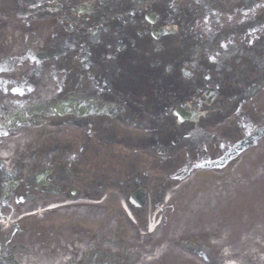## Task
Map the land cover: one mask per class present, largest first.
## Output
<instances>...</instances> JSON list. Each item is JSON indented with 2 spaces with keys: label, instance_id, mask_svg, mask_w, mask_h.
<instances>
[{
  "label": "flooded vegetation",
  "instance_id": "obj_1",
  "mask_svg": "<svg viewBox=\"0 0 264 264\" xmlns=\"http://www.w3.org/2000/svg\"><path fill=\"white\" fill-rule=\"evenodd\" d=\"M90 1L0 0V214L14 199L16 191H18L22 179H24L23 174L28 171V166L32 163L36 151H38V143L34 139H36V135H44L46 128L43 129L42 126L52 121L53 111L58 104L57 101L68 87L73 71L80 64L88 43H90L88 39L91 36L90 30L95 28L98 21H100L109 0ZM129 1L133 0H122V3ZM260 1L246 0L247 9L259 7L258 3ZM218 2L221 3L217 4ZM87 3H90L89 7H87ZM225 6L230 7L228 18L239 17L243 14L245 2L244 0H138L133 7L134 9L127 10L136 17V19H130L132 23L140 24V31L137 30V32L141 38L150 40L157 35H162L156 40V43L161 45L164 50L172 52L173 75H176L166 84L164 77H161L159 81L163 83V91L157 96V103L150 112V118L145 127L146 130L152 133L133 139L129 135L126 143H121L122 150L147 144L146 150L152 149V159L140 158L133 160V162L129 159H102L99 162L100 167L112 168V172L126 178L118 184L111 176L103 175L97 178L103 186L102 194L118 200H125L132 211V208H143L144 211H147L149 203H152L153 207L160 205L165 194L171 189L170 181L174 180L176 182L174 177L186 176L189 173L187 170L196 166L200 161L207 160L210 162L211 158L219 157L223 159L226 155V146L223 149L219 147L216 133L206 137V141L210 137H213L214 141L203 152L199 142L201 136L194 133L198 128L202 129V117L198 119L200 127H197V121L195 122L190 118L179 121V115L185 116L190 113L191 109H196L197 102L194 98L199 95L192 94L193 90L188 91L189 84L198 83L201 86H208L211 82H214V93L210 98H212V101L216 100L215 103H221V100L225 101L227 99L236 100L244 94L245 87L237 90L230 85L231 83H243L242 81L237 82V78L231 70L227 69L225 73L220 71L222 67L230 64L220 62V59L226 53L220 54L210 49L212 42L220 44L225 39H232L238 30L241 31V34L245 33L243 29L234 25L230 31L226 29L223 21ZM80 7L83 9L80 10ZM78 11L83 16L88 15L85 22L82 21L81 23ZM253 15L255 23L252 28V36L264 35V23L258 21L260 13L255 12ZM68 17L71 19L70 22H74V19H76L79 26L85 29L82 31L84 36H80L82 34L78 31L75 33V35L79 34L74 37L75 42L79 38L82 39L81 45L71 56V60L75 63L66 62L63 64L62 61L60 64H54L49 60L58 56V53L64 50L63 41H61V46L57 47L59 51H53L52 48L55 45L53 40L57 37L52 34L46 36L44 32H39L36 29V24H43L46 29L49 23L53 20L57 21V18H59V23L63 26L64 20ZM113 24L114 21H112L109 30L115 29ZM115 24L117 26L118 23ZM175 24L178 27H175ZM126 25L133 28L131 23H126ZM203 26L209 28L208 33L205 32ZM164 27L176 29L168 32ZM195 27H199L200 31H194ZM162 29H166V31L158 32ZM64 30L71 32L68 25L64 26ZM202 32H205L208 42L206 47L200 45ZM86 34L88 35L87 41L84 39ZM263 42L264 36L260 41V46H263ZM31 45H36V47L32 48ZM131 51L115 52L119 64L124 68L129 65ZM239 52V58L230 64L237 70L244 67L241 60V58H244L243 50ZM192 60L194 63L191 62ZM104 64L105 60L103 61ZM194 66H204V71L209 74L210 79L208 77L193 78L191 73L196 71ZM263 68L264 61L254 62L244 69V72L254 69L262 70ZM46 71H49V73L59 71L61 74L58 76L61 77L56 79V92L53 97L50 96L45 99L44 96V100L39 101L38 86L42 89L45 81L43 72ZM102 72L107 77L108 73L106 71ZM187 72L190 73L189 76L186 75ZM162 75H164L163 70H161ZM226 77H229V79L227 80ZM257 79L264 80V74L258 76ZM50 80H52L51 75ZM190 80L191 82H186ZM130 84L131 82L126 85L130 86ZM89 98L91 97L85 95V91H79L77 94L78 102L88 104L87 100L89 101ZM212 101L209 103L210 106L213 104ZM210 106L206 105L204 108L208 109ZM205 119L208 122L213 121L209 118L207 111ZM8 122L9 124L6 126ZM35 122H38V126L36 124L31 126ZM22 127H28L26 131L29 132V135L32 134L29 142L14 144L15 142L7 141L5 143V139L9 140L20 135L18 130ZM37 127L39 129H32ZM31 129L33 130L32 133H30ZM117 134H119L118 131H115V135ZM224 134L233 140L237 137L238 130L233 128L224 131ZM83 135L87 137L88 145L94 148L92 140L98 137V132L93 134L92 131L83 133ZM103 146L105 147L104 157L110 156L108 152L117 149V146L109 144ZM82 159L81 152L78 156V164L82 165ZM130 167L132 169L156 167L158 172L163 175L159 178L137 175L134 171H130ZM46 168H49L51 171L50 177H52L56 169L50 164ZM181 168L185 169L182 171ZM101 172L102 169L99 168L95 174L99 175ZM55 180L61 181L62 178L56 177ZM65 182L67 183V186H65L67 190L68 188L70 190L76 189L82 196L91 192L83 186L81 181L79 185L73 186V180L68 177L65 178ZM30 184L33 183L30 181ZM94 184H97V181ZM56 187L59 191L58 187L60 186L57 184ZM63 187H61L60 192L65 194L66 189ZM99 191L100 188H97L94 191V196H97ZM136 194L142 195L143 202L140 207H133L130 203L132 196ZM164 208L169 207L164 206ZM135 213L140 214L141 210H135ZM2 258L4 259V257ZM10 258V256H7L3 264H11L13 258Z\"/></svg>",
  "mask_w": 264,
  "mask_h": 264
},
{
  "label": "rangeland",
  "instance_id": "obj_2",
  "mask_svg": "<svg viewBox=\"0 0 264 264\" xmlns=\"http://www.w3.org/2000/svg\"><path fill=\"white\" fill-rule=\"evenodd\" d=\"M115 0H109L108 3H113ZM222 2V1H221ZM218 2L217 4L221 3ZM216 5V4H215ZM213 5V6H215ZM121 5H118V8ZM131 6L128 4L125 7L118 9L116 14V19H114L118 23H122L124 20L126 21L127 18L132 16V13L125 12L126 10L130 9ZM230 7H224V26L228 31H230L231 27L238 26L244 31H248V25L251 23L254 17V13H260V18L258 21L264 20V10L263 9H251L246 11L244 15L233 18H228L230 15ZM59 18L57 21L49 23V26L45 29V25L43 24H36V29L39 32H44L46 36L50 34L56 36L57 38L53 41L55 45L53 46V51H59L57 47L61 46V41H63L62 46H64V50L56 57L51 58L49 61L54 62V64H60L63 61V64L68 62L72 63L71 56L79 48L81 45L82 39L79 38L74 41V37L79 35H75L76 31L82 34L83 28L79 26L77 22H70L71 19L64 20L63 26L59 23ZM82 23V21H81ZM70 26L71 32H66L64 30V26ZM204 27V26H203ZM86 28V27H85ZM87 29V28H86ZM205 32H209V28H205ZM211 29V28H210ZM113 30V29H112ZM116 31V30H113ZM127 31V26L123 25L120 28L118 27V31L116 32H123ZM194 31L199 32V27H195ZM205 32H202L200 35V45L202 47H206L207 40ZM240 31L238 30L236 35L232 39H225L220 44L216 42H212L210 45L211 50H215L217 53H226L223 56V63H232L235 59L239 58V51L243 50V56L246 58H241L248 63L252 64L254 62H259V59L264 57V42L263 46H260V41L263 34H257L255 36H249L248 33L244 35H240ZM118 35H120L118 33ZM84 36V34L80 35ZM111 36H107V34H101L100 39H104L102 43H106L107 45H113L114 41L108 39ZM88 35L84 37L85 41H87ZM122 41H124L126 45L133 40V36L128 33L127 36L120 35ZM121 45L123 43L119 41ZM253 52L251 54L250 52ZM151 56L152 60L150 64L152 65H159L157 61L161 58H171L170 61H173L172 52L164 50L161 45H156L153 42H149L148 47L139 48L138 53H131L129 54V58H138L142 61H145L139 55L147 54ZM248 54V56H246ZM230 55V56H229ZM102 58V57H101ZM100 58V60H101ZM100 62V61H99ZM114 65H109L106 67L107 69H114L112 76L108 77H100L97 80L96 87L93 92L98 96L99 95V102L97 103L100 106V111L92 119V122L97 124V127L101 128L105 123H116L117 125L121 126V129L130 131L132 134H143L147 135L148 132L145 129L139 128L138 124L145 126L146 121L148 120L150 110H148L142 102H134L132 103L133 108L137 112L135 115V119H126V114L129 112V108L126 102L132 101H140L142 96L144 95L143 90V80L140 76L136 75L135 72L124 68V66L118 64L117 61H113ZM73 64V63H72ZM162 67L164 66L163 62H160ZM103 65V61H102ZM100 65V67L102 66ZM98 66V65H97ZM71 67V65H70ZM86 68V66L84 67ZM83 68V69H84ZM59 71H49L43 72V79L44 85H42V89L38 86V93L41 96L50 97L55 94L56 92V79H59L61 76ZM256 74H260L257 70H253L250 72V75L255 77ZM50 75L52 76V80H50ZM194 72L192 76H194ZM171 74H168V77ZM214 79V78H213ZM126 80L131 82L130 86L126 85ZM252 83V82H251ZM251 83L247 86L252 88ZM87 84L81 83L78 89L75 90L76 95L81 89H84ZM46 88V89H45ZM203 88L198 89L197 92L201 91ZM75 96V95H74ZM57 97V96H56ZM61 99V97L59 98ZM65 99V98H64ZM248 101L255 102L256 104V96H252L247 99ZM116 104V106L120 107L122 111L120 112V119L121 121H117L116 119H109L106 117V110L110 109V105ZM214 107H219V105H215ZM241 107V106H240ZM220 108V107H219ZM246 110L239 109L240 112L244 114H259L264 115V92H261L257 96V104L253 109L249 104L245 105ZM223 109V108H220ZM218 111L217 108L212 110L213 113ZM143 117L141 120L138 117ZM244 116V115H243ZM126 119V122H123ZM245 122L243 119H240L239 126L241 123ZM264 123V120L261 121ZM66 126V123H64ZM134 124V125H133ZM215 124H220L219 122H215ZM51 122H48L42 128L49 129ZM74 127H76V138L80 132L83 130L82 127H78L74 122L72 123ZM65 126H55L52 131L51 138H46V134L44 133L41 135H36V141L38 143V147L47 148L48 152L56 151V149H68L70 152L71 150V161L72 167H76L77 162V155L80 154L78 143L76 139L73 141L71 146L62 147L59 144L64 142L68 143L67 137H65L62 133L64 131ZM41 128V127H40ZM26 128H20L18 130L21 133L20 136L10 138V142L15 143H27L30 141V136L28 131H25ZM35 130V128H32ZM39 129V128H37ZM42 129V131H43ZM24 130V131H22ZM33 130H30L32 133ZM207 131H211L212 128H206ZM40 131V132H42ZM96 131V130H95ZM48 132V131H47ZM24 133V134H22ZM202 133V131H200ZM108 140H112L111 136L106 137ZM50 139L52 140V144H48L46 141ZM264 139V138H263ZM263 139L258 141V144H263ZM7 139L5 140V143ZM117 141L113 142L116 143ZM69 145V144H68ZM87 147L85 144L84 149ZM147 144L136 145L132 149H127L126 155L137 156L140 153L145 152L147 154L148 150H146ZM118 150V149H116ZM150 149L149 151H151ZM244 158H240V155H236L231 160L234 162L232 168H209V169H195L186 183V186L180 190V194L176 195L175 201L178 206L185 209V214L188 215L195 212L194 218L197 221L193 222L194 227H183L179 222H182L183 217L180 215H173L172 224L168 227H161V232L165 236L164 242L161 244L162 247L159 249V252L155 253V256H160L161 253L165 252L168 248L175 249L178 241H185V240H195L196 244H200L199 242H204L209 248L212 250H205L207 255H202L200 251L194 249V253L188 251L187 248L183 247L180 244L179 253L180 256L174 260L175 264H264V188L262 187L263 181H261L262 174L264 173V147H252L250 149L243 150ZM58 157V155L56 154ZM259 156V161H256ZM256 158V159H254ZM63 156L59 158L58 165L63 167L64 164ZM254 159L253 161H250ZM246 160V163H245ZM237 162V163H236ZM239 164L237 167L236 165ZM30 166H28L29 170ZM71 168V167H70ZM65 169V168H64ZM200 172L199 174H197ZM24 178H26L29 173L25 171L23 174ZM123 179L122 177H118L117 180ZM21 184V183H20ZM24 183L22 182V187ZM19 194L25 193L27 191L23 190L20 187L18 188ZM29 192V191H28ZM30 195H32V189L30 190ZM37 198H33V200L26 199L22 202L12 201L14 204L12 211L20 206L21 212L24 211V207L29 206L30 204H36L38 207H43L46 200L54 199L55 201H59L61 198L63 200L62 195L58 196H50L46 198H40V194L37 195ZM7 211L6 209L4 210ZM3 212V211H2ZM15 216V214H14ZM190 217V216H189ZM188 217V218H189ZM182 219L179 220L178 219ZM113 215L108 212L107 208L104 206L97 207L95 205L89 206L86 208L84 212H80L79 210L72 213L67 212L61 215L58 212H53L51 215V220L55 227H58V232L62 234V240L65 243L67 242L66 238L68 239L67 245L72 248V250H68L70 252L77 251L78 249L73 247V242H71V236L69 234L68 227H76L79 224H85L92 229L93 238L95 240H102L104 241L103 247L108 249L115 255L116 246H113L112 240L119 239V230L122 227H113L112 221ZM194 219V220H195ZM6 220V219H5ZM80 220V221H79ZM105 221L108 222L105 225ZM7 222H9L7 220ZM39 221V226L41 227H50L51 222ZM86 227V228H89ZM85 228V229H86ZM128 237L127 239H139V231L135 227H126ZM183 229V231H180ZM66 230V231H65ZM200 230L204 238L200 236V238L196 237V233ZM14 228L0 226V251L6 247V245L10 246L12 244H24L26 246H30L29 250L23 251L22 248L16 247L15 254L20 256V260L26 264H33L38 263L39 259L43 260L42 255L40 254V249H42V244L38 247L31 243L32 237L29 235L28 231H16L13 233ZM91 232V233H92ZM186 234V235H185ZM211 235V236H210ZM156 236V234H155ZM92 237L91 235H84L82 237L83 243L79 244L80 246V253L79 256L87 254L91 250H89L91 244L88 239ZM190 237V239H188ZM122 240V239H119ZM128 241V240H127ZM64 243L60 242L58 246V251H55L58 257L51 258L52 264H56L59 262H66V246L63 248ZM195 244L192 243V247ZM168 246V248L166 247ZM91 247L95 246L91 244ZM36 259H38L36 261ZM74 260V258H72ZM84 264V263H82ZM92 264V263H91Z\"/></svg>",
  "mask_w": 264,
  "mask_h": 264
}]
</instances>
